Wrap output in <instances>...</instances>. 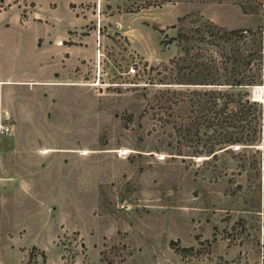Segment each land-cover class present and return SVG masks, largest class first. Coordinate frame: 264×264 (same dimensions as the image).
<instances>
[{
    "label": "rangeland",
    "instance_id": "obj_1",
    "mask_svg": "<svg viewBox=\"0 0 264 264\" xmlns=\"http://www.w3.org/2000/svg\"><path fill=\"white\" fill-rule=\"evenodd\" d=\"M12 1L0 24L75 33L83 60L80 92L59 97L75 111L27 130L64 147V183L43 209L26 197L36 218L8 212L25 230L16 241L46 253L4 242L0 264H264L263 142L220 149L218 110L223 91L264 97V0ZM227 57L258 82L176 83L221 80Z\"/></svg>",
    "mask_w": 264,
    "mask_h": 264
},
{
    "label": "crops",
    "instance_id": "obj_2",
    "mask_svg": "<svg viewBox=\"0 0 264 264\" xmlns=\"http://www.w3.org/2000/svg\"><path fill=\"white\" fill-rule=\"evenodd\" d=\"M259 15L264 35V3ZM65 33L69 31L52 26L0 24V124L10 130L0 133V243L15 254L28 247L46 250L16 241L25 230L9 217V208L23 210L26 197L37 194L43 209V196L59 191L68 171L64 147L27 131L46 128L49 113L75 111L59 97L80 92L82 40L74 33L67 42ZM70 158L73 162L72 153ZM58 234L54 230L49 240Z\"/></svg>",
    "mask_w": 264,
    "mask_h": 264
},
{
    "label": "trees",
    "instance_id": "obj_3",
    "mask_svg": "<svg viewBox=\"0 0 264 264\" xmlns=\"http://www.w3.org/2000/svg\"><path fill=\"white\" fill-rule=\"evenodd\" d=\"M13 0L12 2H14ZM4 2V0H0ZM239 30H230L227 31L228 35H237ZM181 36V35H179ZM176 38H170V42L174 41ZM230 58H226V66L223 68V76L221 80L215 78H187L176 79V83H185V84H205V85H222V86H245L252 85L255 82H258V78L253 76V74H245L244 69L236 70L231 67L228 68L227 63ZM238 66L243 67V64H248L249 62L245 61V58L237 60ZM210 75V74H209ZM196 93V91H192ZM207 91L204 90V93ZM220 93V91H219ZM223 100L220 102L219 111L221 114V124H222V133H221V142L222 146L220 149L225 148L224 151L228 150L227 146L231 144H239L242 146H254L258 144L257 142L262 141L264 147V97L261 101L253 100L245 93L238 94V100L234 98L232 93L227 91L221 92ZM215 106L216 104L212 101L204 104L210 110V107L206 104ZM240 148V147H238ZM213 153L214 151L211 150ZM215 155V153H213ZM245 162V161H244ZM244 165L243 163L241 166ZM264 165V160H263ZM264 169V168H263ZM264 173V171H263ZM263 186H264V177H263ZM226 264H230L227 262ZM235 264H240L239 262Z\"/></svg>",
    "mask_w": 264,
    "mask_h": 264
},
{
    "label": "built area",
    "instance_id": "obj_4",
    "mask_svg": "<svg viewBox=\"0 0 264 264\" xmlns=\"http://www.w3.org/2000/svg\"><path fill=\"white\" fill-rule=\"evenodd\" d=\"M130 70H131L132 72H134V71H135V68H134V67H131ZM9 131H10V130H9L8 128H4L3 125L0 124V133L7 134V133H9Z\"/></svg>",
    "mask_w": 264,
    "mask_h": 264
},
{
    "label": "water",
    "instance_id": "obj_5",
    "mask_svg": "<svg viewBox=\"0 0 264 264\" xmlns=\"http://www.w3.org/2000/svg\"><path fill=\"white\" fill-rule=\"evenodd\" d=\"M260 94V89L259 90H255V88L253 87V94H254V97H258L257 94Z\"/></svg>",
    "mask_w": 264,
    "mask_h": 264
},
{
    "label": "bare ground",
    "instance_id": "obj_6",
    "mask_svg": "<svg viewBox=\"0 0 264 264\" xmlns=\"http://www.w3.org/2000/svg\"><path fill=\"white\" fill-rule=\"evenodd\" d=\"M260 89V88H259ZM259 89H257V88H255V90H259ZM259 93V92H258ZM260 94H261V90H260Z\"/></svg>",
    "mask_w": 264,
    "mask_h": 264
}]
</instances>
